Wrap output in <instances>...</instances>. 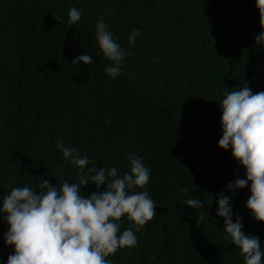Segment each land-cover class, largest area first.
Returning <instances> with one entry per match:
<instances>
[{
	"label": "trees",
	"instance_id": "trees-1",
	"mask_svg": "<svg viewBox=\"0 0 264 264\" xmlns=\"http://www.w3.org/2000/svg\"><path fill=\"white\" fill-rule=\"evenodd\" d=\"M71 7L81 18L69 25ZM99 20L130 53L115 79L95 38ZM133 29L141 35L129 44ZM261 30L255 0H0V196L25 185L39 191L43 179L78 183V168L56 148L58 139L121 175L129 157L140 156L150 169L144 188L156 215L139 231L122 216L120 231L132 228L137 245L106 259L244 264L216 217V194L244 173L231 150L217 146L219 104L245 81L253 93L264 91V48L254 39ZM85 53L92 64L71 65ZM249 195L247 186L236 191L233 212L242 231L264 245V222L245 207ZM194 198L202 207L184 205ZM7 228L0 220V264L13 252L4 243Z\"/></svg>",
	"mask_w": 264,
	"mask_h": 264
},
{
	"label": "clouds",
	"instance_id": "clouds-1",
	"mask_svg": "<svg viewBox=\"0 0 264 264\" xmlns=\"http://www.w3.org/2000/svg\"><path fill=\"white\" fill-rule=\"evenodd\" d=\"M255 4L262 30L254 39L256 45L264 48V0H255ZM67 16V24L71 25L80 20L81 10L71 7ZM54 18L57 23L62 19L59 15ZM139 35L140 30L133 29L128 43L132 44ZM95 38L103 56L112 62L105 72L115 79L121 74L123 59L130 53L116 42L103 20L96 23ZM80 62L89 65L93 58L88 53L81 54L72 59L71 65ZM248 83L245 81L239 90L227 91L219 104L221 137L217 146L225 151L230 149L244 173L216 194V217L223 218L225 238L240 249L244 264H261L264 245L258 236L242 231L241 218L233 212L232 204L236 191L247 186L250 195L245 207L254 220L264 222V91L253 93ZM56 148L65 160L77 166L79 182L53 185L43 179L38 184L39 191L35 190L36 185H25L0 196V220L8 225L4 243L13 247L3 264H112L106 257L117 249L135 247L138 241L132 228L121 232L117 221L126 214L134 222L135 231H139L156 215L157 203L144 188L150 169L143 157L130 156L129 171L121 175L117 167L97 168L87 155H81L75 146H66L60 139ZM105 184V189L99 191ZM85 185H95L97 191L85 196L81 191ZM135 187L144 190L134 191ZM183 203L191 209L202 207L199 198ZM199 219L203 220V215Z\"/></svg>",
	"mask_w": 264,
	"mask_h": 264
}]
</instances>
